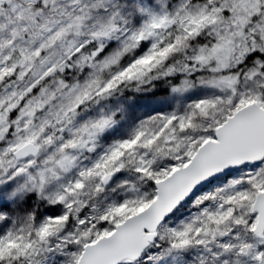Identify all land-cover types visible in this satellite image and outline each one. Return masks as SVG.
I'll return each instance as SVG.
<instances>
[{"label": "snow or ice", "instance_id": "6c2138e0", "mask_svg": "<svg viewBox=\"0 0 264 264\" xmlns=\"http://www.w3.org/2000/svg\"><path fill=\"white\" fill-rule=\"evenodd\" d=\"M0 264H264V0H0Z\"/></svg>", "mask_w": 264, "mask_h": 264}]
</instances>
